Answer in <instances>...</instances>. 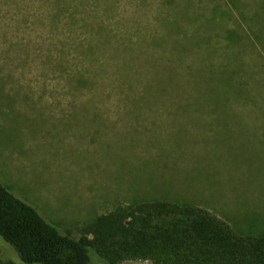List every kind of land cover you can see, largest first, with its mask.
Here are the masks:
<instances>
[{
	"label": "rangeland",
	"instance_id": "374dc122",
	"mask_svg": "<svg viewBox=\"0 0 264 264\" xmlns=\"http://www.w3.org/2000/svg\"><path fill=\"white\" fill-rule=\"evenodd\" d=\"M50 1L51 18L47 0H0V182L75 239L95 218L155 196L195 197L243 232L264 229V81L250 76L249 57L239 69L245 46L195 37L201 54L182 50L191 53L185 72H173L171 59V78L158 81L165 98L130 105L131 91L116 94L114 61L83 55L97 40L85 21H102L117 39L135 42L140 31L150 40L157 18L173 12L166 0H82L78 12ZM250 3L264 26V0ZM77 73L99 79L97 90L71 82ZM0 257L21 263L1 236ZM90 259L107 264L95 252Z\"/></svg>",
	"mask_w": 264,
	"mask_h": 264
},
{
	"label": "trees",
	"instance_id": "16d2710c",
	"mask_svg": "<svg viewBox=\"0 0 264 264\" xmlns=\"http://www.w3.org/2000/svg\"><path fill=\"white\" fill-rule=\"evenodd\" d=\"M47 1L48 17L51 18L52 1ZM55 2L61 11L78 12L85 6L82 0ZM251 3L250 0H166L165 4H169L173 12L166 11L157 18L158 25L150 40L138 31L135 42L128 41L133 38L117 39L102 21L92 24L81 16V21L88 23L87 28L96 32L93 38L97 39L94 43L89 42L83 55L89 59L97 52L114 61L112 66L116 67L118 74L111 79L122 90H116V94L131 91V97L126 98L130 105L164 99V92L160 94L157 85L167 83V79L171 78L170 60L173 59L176 64L173 72L177 75L184 73V64L189 62L191 53L184 55L182 50H197L201 54L200 45L197 48L194 46V38L200 36L222 37L230 49L232 46L235 49L245 46L243 55L240 56V52L235 57L238 67L246 70V59L249 57L250 76L255 82L261 80L262 83L264 26L252 21L250 15L255 4ZM60 16L53 18V22L61 21ZM77 20L74 19V23ZM228 22L232 23V27H225ZM116 43L119 45L114 48ZM104 57L89 59V63L105 62ZM142 64L148 68H143ZM129 66L140 68L132 75ZM100 68L102 66L86 71H98ZM75 80L78 87L89 84L97 90L95 87L99 79L77 73L71 82ZM261 83L256 85L261 86ZM186 86L183 84L182 87ZM260 89L264 91V84L257 91L262 97ZM156 197L117 207L95 218L82 230V236L75 239L62 234L35 208L17 198L0 182V236L16 251L21 261H5L0 257V264H91V252L107 264L131 261L151 264H264V229L243 232L209 211L206 207L208 203H197L200 199L195 197H183L181 202ZM231 216L236 223L252 224L245 217ZM261 226L264 227V221ZM247 228L250 226L247 225Z\"/></svg>",
	"mask_w": 264,
	"mask_h": 264
}]
</instances>
